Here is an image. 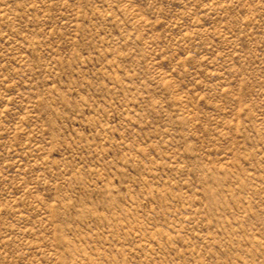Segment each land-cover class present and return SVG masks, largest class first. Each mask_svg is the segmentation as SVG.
I'll use <instances>...</instances> for the list:
<instances>
[{
	"label": "rangeland",
	"instance_id": "rangeland-1",
	"mask_svg": "<svg viewBox=\"0 0 264 264\" xmlns=\"http://www.w3.org/2000/svg\"><path fill=\"white\" fill-rule=\"evenodd\" d=\"M0 264H264V0H0Z\"/></svg>",
	"mask_w": 264,
	"mask_h": 264
}]
</instances>
